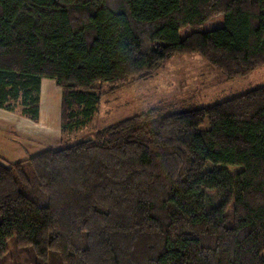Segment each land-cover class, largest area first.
Wrapping results in <instances>:
<instances>
[{
  "label": "trees",
  "instance_id": "1",
  "mask_svg": "<svg viewBox=\"0 0 264 264\" xmlns=\"http://www.w3.org/2000/svg\"><path fill=\"white\" fill-rule=\"evenodd\" d=\"M216 15L221 26L180 38ZM178 54L227 80L251 74L264 0H0V109L37 122L50 79L64 136L93 116L96 84L152 76ZM162 108L0 163V261L10 241L33 264H264V85Z\"/></svg>",
  "mask_w": 264,
  "mask_h": 264
},
{
  "label": "rangeland",
  "instance_id": "2",
  "mask_svg": "<svg viewBox=\"0 0 264 264\" xmlns=\"http://www.w3.org/2000/svg\"><path fill=\"white\" fill-rule=\"evenodd\" d=\"M223 18L213 16L201 27L185 26L180 38L193 30L208 31L221 26ZM264 85V65L251 74L227 80L197 54L173 56L152 76L116 84H96L99 104L83 128L62 135L59 130L60 89L44 79L40 86V116L33 122L15 112H0V163L24 160L48 147L61 148L91 138L102 127L149 109L164 114L192 105L208 106ZM160 112V113H161ZM58 125V126H56ZM0 264H33L27 249L8 241Z\"/></svg>",
  "mask_w": 264,
  "mask_h": 264
},
{
  "label": "crops",
  "instance_id": "3",
  "mask_svg": "<svg viewBox=\"0 0 264 264\" xmlns=\"http://www.w3.org/2000/svg\"><path fill=\"white\" fill-rule=\"evenodd\" d=\"M42 82H44V79H42L41 80V84H42ZM41 101V100H40ZM59 109H60V107H59ZM3 111H5V110H3V109H0V112H3ZM6 112H9V111H6ZM39 116H40V114H39ZM56 126H58V125H56ZM59 130H60V123H59Z\"/></svg>",
  "mask_w": 264,
  "mask_h": 264
}]
</instances>
